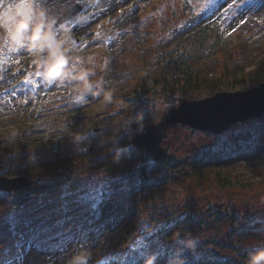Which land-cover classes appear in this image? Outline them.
<instances>
[{
  "label": "rangeland",
  "instance_id": "rangeland-1",
  "mask_svg": "<svg viewBox=\"0 0 264 264\" xmlns=\"http://www.w3.org/2000/svg\"><path fill=\"white\" fill-rule=\"evenodd\" d=\"M210 1L208 7L205 6L208 9L205 17H208L202 23L214 21L222 36V43L212 45L204 53L201 60L206 59L201 67L199 65L200 71L214 76L221 71L224 63H239L248 69L256 67L264 57V0H248V4H245V0ZM205 2L72 0L71 3L64 0L56 4V10L61 15L75 3L84 9L79 13L82 21L74 30V35L85 46L83 55H94L96 64L105 65L104 71L97 69V76L93 77L99 79L102 74L117 68L133 69L136 66L134 61L148 56L152 45L166 46L172 42L174 38L168 34V29L181 26L187 14L191 10H200ZM158 19L164 20V23L158 22ZM25 57L27 61L22 65ZM198 59L190 60L191 65L197 64ZM17 60L18 63H13L7 72L0 74V176H27L31 181L10 192L7 190L9 195L0 196V264H43L44 256L55 257L56 264H62L63 256L71 255L70 249L78 251L73 246L80 244L91 252L90 264H117L120 257L124 258L128 244L137 243V238L146 243V232L153 233L162 224L168 210L181 211L183 201L191 198L199 204L197 208L212 205L206 223H200L201 233H195V237L208 243L213 239L219 244L216 247L213 242L210 258L220 260L227 256L234 260L232 264H241L249 259L248 255L244 256L245 247L264 248V229L247 227V217L264 218L263 121L248 118L244 122L231 124L228 129L215 135L200 128L192 131L188 124L177 122L160 142L162 147H166L171 161L169 165L157 166L145 150L141 153L131 144L129 137L139 133L138 122L134 119L135 111H145L146 127L161 119L166 103L161 92L151 95L153 100L135 106L126 98L130 97L131 81L121 80L110 85L104 81V90L112 93L111 103L105 102L102 91L101 98H90L85 106L76 108L71 101L72 87L50 86L27 54H21ZM23 68L30 73L28 78V74L21 73ZM14 71L21 74L14 76ZM37 75L38 80L35 79ZM33 81H36L39 97L36 105L35 95L28 92L25 85L16 86L19 82L30 86ZM260 82L244 84L239 89H248ZM215 93L197 91L181 97L200 99ZM130 112L131 123L127 131L120 128L117 132L116 128ZM74 122L82 126L76 134L73 133ZM239 131H250L253 140L241 144L238 150L230 154L227 140ZM76 135L84 139L76 142L72 138ZM111 135H115V139L109 138ZM22 144L25 147H21ZM115 144L127 146V150L119 151L118 160L115 158L117 151L113 152ZM218 146L229 153L217 158V168L222 175L232 180L260 181L255 182L253 187L243 189L222 188L215 177L216 162L204 163L197 173L192 172L190 163L193 158L206 154L204 149H216ZM233 154H238L237 158L231 157ZM72 156H81L85 160L71 165L69 160L74 159ZM56 158L63 160L65 165L57 166L59 162L55 161ZM142 165L153 178L166 171L172 178L165 186L155 189L154 192L158 193L154 199L156 202L147 200L148 211L143 214L142 208L144 217L137 226V223L133 225L132 214H120L115 209L141 199L137 188L132 186L138 182L137 177L131 176L130 183L125 180L124 171L128 169L131 175L136 176L133 170L138 172ZM102 186L106 191L102 190ZM101 193H105V198L112 202L111 211L107 212L101 223L90 225V220H95L89 216L94 210V203L85 200L98 201ZM82 196L85 200H80ZM233 208L237 213L234 217L238 218L232 227L236 232L247 230L236 233L234 244H231L227 235L231 227L230 215H233L229 210ZM197 212L203 213V210L197 209ZM218 214L221 218L215 221L213 218ZM18 218L21 221L16 220ZM15 225L21 226L19 235L15 234ZM156 240L163 246L175 244L174 236L163 234ZM151 245L154 246V242ZM206 264L218 263L207 261Z\"/></svg>",
  "mask_w": 264,
  "mask_h": 264
},
{
  "label": "trees",
  "instance_id": "trees-1",
  "mask_svg": "<svg viewBox=\"0 0 264 264\" xmlns=\"http://www.w3.org/2000/svg\"><path fill=\"white\" fill-rule=\"evenodd\" d=\"M184 1L186 4L187 0ZM207 10L208 9H202V11L191 10L189 14H187V16L183 19V24L181 26H174L168 29V34H171L174 38L172 42L166 46L159 44L152 45L151 52L149 51L150 54L148 56H144L140 60L137 59L134 61L136 66L133 69H131V67L129 69L127 68L128 70L117 68L110 73L102 74L103 80L108 85L121 80L126 82L131 81L132 87L129 89L130 97L126 98L135 106L141 105L151 100V95L155 94V92H161L163 94L162 99L167 102L170 98H180L182 95H187L190 92L205 91L209 94H212L222 90L239 89V87H243L244 84L248 85L256 81H264V57L259 61V64L256 67L251 69L239 65V63H234L232 65H226L224 63L221 71L214 76L213 74L209 75L207 72L203 73L200 71L199 65L201 67L205 63L204 60L206 59L205 58L203 61L201 60L204 53L212 45L222 43V36L217 30L216 23L214 21H206L202 23V21L208 17V15L205 17ZM219 13H221V11ZM202 17L205 18L201 19ZM157 46L162 47L158 48ZM153 48L155 49L154 51L152 50ZM195 58L200 59H198L197 64L192 66L190 60ZM35 79L38 80L39 75L35 76ZM255 119L264 122V120L260 118ZM108 126L111 128L110 124ZM81 128L82 126L75 123V126H73V133L76 134L77 129ZM193 130L194 128L192 131ZM213 135L215 134L213 133ZM115 137V135H111L109 138L115 139ZM232 138L230 137L231 141L227 140L229 142L227 147L229 146L231 148H228L230 154L238 150L241 144L249 143L251 140H253L252 133L250 131H239L233 134ZM113 146V152L125 147L119 144H115ZM21 147H25V144H22ZM204 151L206 154H202L200 157H194L192 163H190L192 172L197 173L204 163L207 164L216 162V171L214 170L215 177L217 183L220 184V187L222 188L233 187L237 189H243L249 186L253 187L255 182L257 183L260 181H250L248 179L243 181L239 179L232 180L229 177L222 175L221 170L217 168V158L221 154L229 155V153L224 152L220 146H218L216 149L207 148L204 149L203 152ZM75 154L76 153H74V155ZM238 154H233L231 157L237 158ZM169 156L170 155H167V157H164L162 160L152 163L157 166L160 164L169 165V161H171ZM72 157H74V159L69 160L71 165L85 160V158L81 156ZM140 158H143V156ZM55 161L59 162V164H56L57 166L65 165V162L63 160H59V158H56ZM144 167L145 166L142 165L140 168H138V172H134L137 175L135 177H138V182L132 185L137 188V194L138 196H141V199H137V202L133 204H122L120 205V209H115V211H118L120 214L123 212H128L130 215L132 214L133 225L137 223V226L144 217V215L142 216V208L144 209L143 214L145 211H148L147 200L155 201L154 199L157 197L158 193L154 192L155 189L165 186L167 182H169L168 179L172 178V175H168L167 171H164L165 173H162V175L159 174V177L154 176L153 178L151 173V176L150 174L148 175L146 173ZM42 168H44V166H42ZM3 174L7 173L4 172ZM124 174L126 175L125 180L131 183V176L134 177V174L131 175V172H129L128 169L124 171ZM3 177L10 178L11 176L5 175ZM102 190L106 191L103 186ZM105 193H101L99 195V200H96L95 202L90 199L85 200V195L80 198V200H85L90 204L94 203V210L92 214L89 215L95 219L93 222H90L91 224L93 223L92 225L98 224L99 222L101 223L102 219L107 216V212L111 211L112 202L105 198ZM1 194L9 195L10 193L7 191H0V196ZM183 203L184 208L181 211L168 210L162 218V224L158 226V228L153 233L146 232V243H143L138 238L137 243H131V250L127 252L125 258L127 264H145V261L153 254H155L157 257L155 264H206L207 261H213L218 264H232L234 262V260H230V258L227 256L221 258L220 260L210 258L209 255L211 254V247L214 246L213 242L216 244V247H218L217 245L219 244L213 239H211L210 243H208L207 240L200 239L198 236L195 237L196 231L197 233H201L200 227L202 226L200 223H206L208 219L207 217L211 211L210 207L212 206L211 203L209 206H207V208H204L206 212L201 207L197 208V205L199 204L192 198L189 199V201L184 200ZM195 208L198 210H203V213H198L197 209ZM229 211H231V214L233 215H230L232 220H229V226L231 227L228 231L227 237L231 244H234V237L236 233L241 234L247 229H241L236 232L232 225L238 218L234 217V215H237V213L235 212L234 208ZM225 214L229 215L227 212ZM254 217L255 216L247 217L249 218L247 227L252 229H264V218L257 216L255 218ZM220 218L221 216L218 214L213 219L218 221ZM16 220L21 221L20 218ZM195 222L197 223V229L194 226V224H196ZM18 227L21 226L19 225ZM208 227H211V225ZM178 229L181 231L176 234L175 232ZM233 230H235V232ZM134 231L136 230L134 229ZM163 234L168 235L169 237L174 236L175 244L173 246L159 245L156 239ZM152 242H154V246L151 245ZM234 250H237V248ZM263 253L264 248L261 246L245 247L244 256L248 255L247 257H249V259L246 262H242L241 264H253L254 259L260 255H263Z\"/></svg>",
  "mask_w": 264,
  "mask_h": 264
},
{
  "label": "clouds",
  "instance_id": "clouds-1",
  "mask_svg": "<svg viewBox=\"0 0 264 264\" xmlns=\"http://www.w3.org/2000/svg\"><path fill=\"white\" fill-rule=\"evenodd\" d=\"M64 0H0V74L8 71L13 63H18L17 57L27 54L37 67L45 82L54 87H72L71 101L76 108L85 106L90 98H101L106 103L112 102V93L104 90V80L97 76V69L104 71V64H96L94 55H83L84 45L74 30L81 23L82 17H62L56 10L57 3ZM75 86V87H73ZM180 100L170 98L165 104L163 114L173 107L178 108ZM120 122V127L127 131L131 121L129 116ZM134 119L138 122L137 132L143 133L146 125L144 110L135 111ZM135 134H131L132 141ZM79 142L84 139L80 135L72 137ZM127 150V146L117 151ZM78 251L70 249L71 255H64L62 264H90L91 252L83 244L74 245ZM157 257L150 256L145 264H155ZM56 264V258L44 256L43 264ZM264 255L256 257L253 264H261Z\"/></svg>",
  "mask_w": 264,
  "mask_h": 264
},
{
  "label": "water",
  "instance_id": "water-1",
  "mask_svg": "<svg viewBox=\"0 0 264 264\" xmlns=\"http://www.w3.org/2000/svg\"><path fill=\"white\" fill-rule=\"evenodd\" d=\"M79 10V6H75L62 17L71 18ZM179 100L178 108L173 107L162 113L158 122L145 127L143 133H137L132 140L134 146L150 151L154 160L158 161L166 156V148L159 146V143L167 137V130L177 122L218 133L231 124L250 117L264 120V81L248 89L218 91L200 99L180 97ZM29 182L27 176H0V189L14 190L18 186L28 185Z\"/></svg>",
  "mask_w": 264,
  "mask_h": 264
}]
</instances>
